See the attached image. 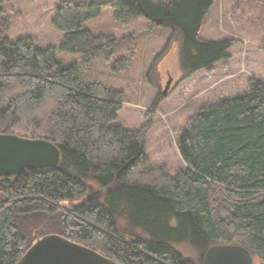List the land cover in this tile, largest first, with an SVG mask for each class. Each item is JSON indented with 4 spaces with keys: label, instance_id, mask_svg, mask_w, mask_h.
I'll use <instances>...</instances> for the list:
<instances>
[{
    "label": "trees",
    "instance_id": "trees-1",
    "mask_svg": "<svg viewBox=\"0 0 264 264\" xmlns=\"http://www.w3.org/2000/svg\"><path fill=\"white\" fill-rule=\"evenodd\" d=\"M7 1L0 0V136L46 141L59 159L0 176V264H16L46 235L115 264H202L216 245L243 247L264 264L262 81L249 80L242 95L202 106L188 119L177 142L184 169L170 177L148 164L142 129L113 124L121 92L56 60L64 53L86 64L112 49V35L85 28L109 7L119 25L140 18L174 33L185 74L208 70L227 48L197 38L215 0L62 1L50 20L62 38L46 48L28 36L9 39ZM114 62L119 70L129 61ZM91 186L100 197L87 201ZM118 216L142 236L122 234Z\"/></svg>",
    "mask_w": 264,
    "mask_h": 264
},
{
    "label": "rangeland",
    "instance_id": "rangeland-1",
    "mask_svg": "<svg viewBox=\"0 0 264 264\" xmlns=\"http://www.w3.org/2000/svg\"><path fill=\"white\" fill-rule=\"evenodd\" d=\"M62 1L70 0H8L2 10L10 20L9 39L28 36L39 48L57 47L62 34L51 28L50 20ZM112 12L103 8L96 19L85 24L94 34L112 35L116 39L112 49L86 64L80 56L64 53L56 54V60L66 66L74 64L85 81H98L121 92L120 110L113 124L126 130L142 129L148 164L155 169L166 168L174 177L184 169L177 142L188 119L202 106L242 95L251 79L264 83V0H215L201 21L197 38L227 45L224 59L208 70L188 75L183 72L180 40L174 33L154 28L140 18L119 25L113 21ZM121 58L129 62L126 66L119 63V70H115L114 61ZM167 82L170 85L163 96ZM98 197V190L91 186L85 200ZM115 223L124 235L142 236L120 216ZM182 251L186 257L195 256L191 250ZM253 264L260 263L254 259Z\"/></svg>",
    "mask_w": 264,
    "mask_h": 264
},
{
    "label": "water",
    "instance_id": "water-1",
    "mask_svg": "<svg viewBox=\"0 0 264 264\" xmlns=\"http://www.w3.org/2000/svg\"><path fill=\"white\" fill-rule=\"evenodd\" d=\"M169 82L162 95L165 96ZM59 159L58 150L43 140H30L14 135L0 136V176L16 175L26 169L53 166ZM251 254L236 245H216L208 248L202 264H253ZM16 264H115L57 235L37 239Z\"/></svg>",
    "mask_w": 264,
    "mask_h": 264
}]
</instances>
